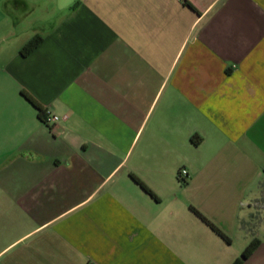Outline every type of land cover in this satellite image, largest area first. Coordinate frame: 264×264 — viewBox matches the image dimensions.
I'll use <instances>...</instances> for the list:
<instances>
[{
  "label": "crops",
  "instance_id": "crops-1",
  "mask_svg": "<svg viewBox=\"0 0 264 264\" xmlns=\"http://www.w3.org/2000/svg\"><path fill=\"white\" fill-rule=\"evenodd\" d=\"M263 168L264 0H0V264H264Z\"/></svg>",
  "mask_w": 264,
  "mask_h": 264
},
{
  "label": "trees",
  "instance_id": "trees-1",
  "mask_svg": "<svg viewBox=\"0 0 264 264\" xmlns=\"http://www.w3.org/2000/svg\"><path fill=\"white\" fill-rule=\"evenodd\" d=\"M42 37L35 36L31 41H29L21 50L20 54L23 57H26L30 55L32 52H34L42 43ZM21 95L37 110L39 118L44 122V109L43 107L27 92L22 91ZM264 173V168H263ZM132 179L142 187L148 194H150L153 198H156L155 194L152 193L148 187H146L139 179H137L135 176H132ZM191 211L200 218L206 225H208L217 235H219L222 239L229 242L228 237H226L213 223H211L206 217H204L199 211H197L195 208L191 207ZM259 241L257 239H254L248 248L245 250V252L242 254L241 258L236 260L234 264H243V262L255 251V249L259 245Z\"/></svg>",
  "mask_w": 264,
  "mask_h": 264
},
{
  "label": "built area",
  "instance_id": "built-area-1",
  "mask_svg": "<svg viewBox=\"0 0 264 264\" xmlns=\"http://www.w3.org/2000/svg\"><path fill=\"white\" fill-rule=\"evenodd\" d=\"M66 119L67 117L60 118L59 116H56L50 113L49 111H45L44 113V123L48 127L54 126L61 120H66ZM187 178H188V171L186 169H180V171L178 172V180L180 181V183L182 184L186 183Z\"/></svg>",
  "mask_w": 264,
  "mask_h": 264
},
{
  "label": "rangeland",
  "instance_id": "rangeland-1",
  "mask_svg": "<svg viewBox=\"0 0 264 264\" xmlns=\"http://www.w3.org/2000/svg\"><path fill=\"white\" fill-rule=\"evenodd\" d=\"M248 229L255 230L257 234L264 237V208L263 210L261 209V211L258 209L254 217H251Z\"/></svg>",
  "mask_w": 264,
  "mask_h": 264
}]
</instances>
